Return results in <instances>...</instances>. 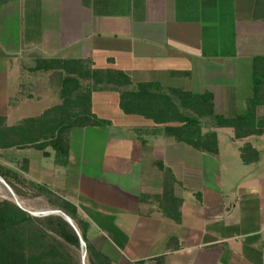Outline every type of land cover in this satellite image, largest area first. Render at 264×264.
<instances>
[{"label": "crops", "instance_id": "obj_1", "mask_svg": "<svg viewBox=\"0 0 264 264\" xmlns=\"http://www.w3.org/2000/svg\"><path fill=\"white\" fill-rule=\"evenodd\" d=\"M18 3L0 6L7 105L15 94L9 92L12 76L20 110L59 93L53 71H33L39 58L91 59L97 68L126 71L134 84L155 80L166 88L210 91L216 113L227 118L245 112L254 95V58L264 56V0H27L32 18L15 39L3 33V19ZM96 95L114 102L119 93H93V111L103 118ZM0 115L9 125L33 116L13 121L8 110ZM258 116L264 117V105ZM210 128L218 133V153L178 142L148 119L119 129L113 123L76 127L66 164L49 150L43 160L26 157L29 172L20 175L75 204L90 222V241L114 264H154L161 256L162 264H264V173L256 168L264 135L236 139L232 127L204 131ZM222 133L239 144H222ZM247 142L260 152L259 161L243 162L240 148ZM26 149L35 148L16 153ZM157 161L176 178L180 222L159 206L163 172Z\"/></svg>", "mask_w": 264, "mask_h": 264}, {"label": "trees", "instance_id": "obj_2", "mask_svg": "<svg viewBox=\"0 0 264 264\" xmlns=\"http://www.w3.org/2000/svg\"><path fill=\"white\" fill-rule=\"evenodd\" d=\"M10 1L13 0H0V6ZM32 69L54 72L59 81L61 103L15 125H9L7 117L0 115V150L35 148L46 157L53 150L56 161L66 164L69 133L73 128L112 124L93 111V93L101 90L118 91L119 106L125 114L139 115L162 125L166 135L199 151L219 152L217 131L211 128L204 131L205 127H232L236 139L264 135V117L258 116V107L264 105V56L254 58L253 97L248 100L245 112L233 118L216 113L215 97L210 91L197 93L166 88L155 80L134 84L126 71L97 68L91 59L39 58ZM182 74L185 72H173V75ZM141 142L146 145L142 138ZM240 151L246 164L260 159V152L249 142ZM156 165L163 172V193L157 197L159 206L165 215L180 222L183 200L174 193L176 178L163 162L157 161ZM0 176L16 193L20 191L12 179L31 186L35 196L44 198L53 209L73 220L87 244V264H114L90 241V222L80 216L75 204L46 185L29 184L18 172L1 163ZM80 245L78 233L62 214L34 216L12 200L0 201V264H82ZM155 261L162 264L164 256Z\"/></svg>", "mask_w": 264, "mask_h": 264}, {"label": "rangeland", "instance_id": "obj_3", "mask_svg": "<svg viewBox=\"0 0 264 264\" xmlns=\"http://www.w3.org/2000/svg\"><path fill=\"white\" fill-rule=\"evenodd\" d=\"M21 1L22 3L21 4L18 3L16 5V9L12 13L5 15L3 19V22L6 25L3 29V33L13 36V38L15 39L23 37V35L21 37L20 35L25 32L27 21L31 20L32 14H33V11H31L32 5L31 4L27 5L26 4L27 0H21ZM13 73L14 71L12 70L11 74ZM14 81H15V78L14 76H12L9 79V83H10L9 92L13 93V91H15V94L7 105L6 101L3 100L5 96L4 91H5L6 86L3 85V83H1V79H0V114L6 112V110L10 111L11 120L13 121H16L17 118L21 117V115H24V116L37 115L41 111H43L46 107L61 102L60 95L58 92H56L54 95L52 94L51 96H44L46 98H44L40 102L27 103V106L24 107L22 110H20L16 106V104L19 103L17 102L19 96L16 97V88H15L16 86H14L15 84H12L14 83ZM103 96L104 95H96V98H95L96 110L98 111V113L104 116L103 118L112 121L114 129H119L124 125H131V123H135V121L141 123L145 120V118L139 115L133 116V115L125 114L120 109L119 100H116V101L114 100V102H112V101H108ZM110 96H114L115 98L117 97V94L110 93ZM6 106H8L7 107L8 109L6 108ZM262 138L260 139L258 144H264V137ZM222 144H226L229 147L232 144L233 145L239 144V141H237L236 143H233L230 136L223 135L222 133ZM226 145H224L225 151H226ZM26 157H37L42 160L44 159L42 154L35 149H26V150L18 152V154L16 153V149L0 150V163L8 168L13 169L14 171L18 172L19 174L23 176L26 175L28 171L27 167L29 165V161L28 162L25 161ZM46 161H49V159ZM256 168L258 172L260 171L264 173V152L262 154V159L256 165ZM25 180L29 181L28 182L29 184H31L30 182H33L31 178L30 179L28 178ZM11 181L16 185L19 191L22 192L24 198H20V196L16 194V192L8 184V182L2 176H0V201L3 199L12 200L18 203L23 209L27 210L30 214L34 216H44V214L47 213L49 210H54L53 208L48 207L44 198L37 197L34 195V190L31 186L19 184L13 179ZM75 250L78 251V249H75ZM85 251H86V247L80 245L81 256L85 253ZM86 264H87V258H86ZM154 264H156L155 261H154Z\"/></svg>", "mask_w": 264, "mask_h": 264}, {"label": "water", "instance_id": "obj_4", "mask_svg": "<svg viewBox=\"0 0 264 264\" xmlns=\"http://www.w3.org/2000/svg\"><path fill=\"white\" fill-rule=\"evenodd\" d=\"M18 204V203H17ZM19 205V204H18ZM20 206V205H19ZM21 207V206H20ZM47 214H62L65 219L74 227V229L76 230V232L78 233L79 237H80V242H81V245L82 246H85L87 247V244L85 243V241L82 239L81 235H80V232L79 230L77 229V227L75 226L73 220L68 216L66 215L65 213H63L62 211L60 210H51V211H48L47 213H45L44 215H47ZM86 255H87V251H85V253L83 254L82 256V264H86Z\"/></svg>", "mask_w": 264, "mask_h": 264}, {"label": "bare ground", "instance_id": "obj_5", "mask_svg": "<svg viewBox=\"0 0 264 264\" xmlns=\"http://www.w3.org/2000/svg\"><path fill=\"white\" fill-rule=\"evenodd\" d=\"M7 186V185H6ZM9 187V186H8ZM11 191V190H10Z\"/></svg>", "mask_w": 264, "mask_h": 264}]
</instances>
